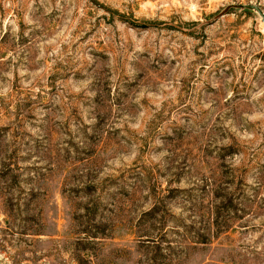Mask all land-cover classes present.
Wrapping results in <instances>:
<instances>
[{
    "label": "rangeland",
    "instance_id": "rangeland-1",
    "mask_svg": "<svg viewBox=\"0 0 264 264\" xmlns=\"http://www.w3.org/2000/svg\"><path fill=\"white\" fill-rule=\"evenodd\" d=\"M264 0H0V264H264Z\"/></svg>",
    "mask_w": 264,
    "mask_h": 264
},
{
    "label": "water",
    "instance_id": "water-1",
    "mask_svg": "<svg viewBox=\"0 0 264 264\" xmlns=\"http://www.w3.org/2000/svg\"><path fill=\"white\" fill-rule=\"evenodd\" d=\"M230 9L252 11L258 15L260 21L264 24V12L261 10L259 6L253 5V4H241L239 2L225 6L216 16H214V18H212L207 23L212 24L213 22L218 20L220 17L225 15Z\"/></svg>",
    "mask_w": 264,
    "mask_h": 264
}]
</instances>
